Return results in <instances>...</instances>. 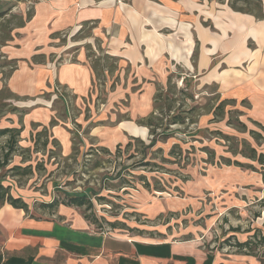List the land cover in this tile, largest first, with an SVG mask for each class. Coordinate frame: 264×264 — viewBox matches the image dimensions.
Here are the masks:
<instances>
[{"label": "rangeland", "instance_id": "obj_1", "mask_svg": "<svg viewBox=\"0 0 264 264\" xmlns=\"http://www.w3.org/2000/svg\"><path fill=\"white\" fill-rule=\"evenodd\" d=\"M0 1L20 13L37 0ZM235 5L245 10L243 1ZM81 27L48 37L35 51L43 54L41 90L28 95L11 93L7 85L0 90V126H17L20 118L25 124L8 163L0 167L2 184L34 213L50 215L46 210L53 209L43 203L84 196V205L68 207L96 229L157 241L192 239L227 254L249 252L236 244L257 230L264 234V181L258 162L232 150L242 148L245 139L264 153V129L254 123L253 104L216 92L202 80L195 68V39L187 57L190 67L168 55L173 74L160 81L150 68L138 74L119 59L102 58L95 41L86 37L89 26ZM172 37L181 51L184 38ZM3 61H11L6 72L17 63ZM71 61L92 76L80 95L74 83L58 79ZM177 114L184 123L168 124ZM148 116L158 119L153 135L145 125ZM120 121L128 125L123 128ZM132 127L139 128L133 133L139 137H131L126 148ZM8 137H0V166ZM104 146L109 153L100 150ZM221 156L243 166L227 165ZM15 164L22 169H12ZM250 253L264 255V247Z\"/></svg>", "mask_w": 264, "mask_h": 264}, {"label": "crops", "instance_id": "obj_2", "mask_svg": "<svg viewBox=\"0 0 264 264\" xmlns=\"http://www.w3.org/2000/svg\"><path fill=\"white\" fill-rule=\"evenodd\" d=\"M230 1L37 0L32 9L20 13L0 1L3 10L21 17L11 20L4 34L0 28V42L4 41L0 44V90L37 93L46 75L38 65L43 54L35 51L48 37L57 38L70 28L76 33L88 25L91 30L86 37L95 41L93 46L102 58L119 59L138 74L150 68L160 81L173 74L166 63L168 55L190 67L187 57L195 39V68L202 80L212 83L216 92L228 91L232 98L250 101L251 116L264 123V0L250 12L234 8L242 0ZM172 35L184 38L181 51ZM5 58L17 62L8 72L4 67L11 61ZM72 62L59 70L58 79L74 83L73 91L80 95L92 76ZM18 124L0 129L22 128V132V118ZM119 125L124 128L128 122ZM136 128L132 127V134L127 132L128 141L139 137L133 134ZM23 201L27 210L0 204V264H264V255L227 254L205 249L197 240L157 241L99 230L66 205L45 209L50 215H44L34 213Z\"/></svg>", "mask_w": 264, "mask_h": 264}, {"label": "trees", "instance_id": "obj_3", "mask_svg": "<svg viewBox=\"0 0 264 264\" xmlns=\"http://www.w3.org/2000/svg\"><path fill=\"white\" fill-rule=\"evenodd\" d=\"M242 1L244 2L245 6H246L245 11H247V12L252 11L253 8L260 7V1L259 0H242ZM233 6L235 8L236 5L233 4ZM9 9L3 10L2 6H0V22H1L0 28H1L2 34H4V31L6 32L8 30L9 22H11V20L16 19V18H18V19L21 18V17H18V15L10 14ZM240 10H243V9H240ZM6 15L9 17H6ZM19 23L22 24V22H19ZM3 42L4 41H1L0 44H2ZM171 107H172L171 104H168V109ZM155 121H158V119H155V118L153 119V117H149L147 119V123L145 125L149 128V135H153L155 133V126L157 125V122L155 123ZM183 123H184V118L178 114L172 116L168 122V124H183ZM254 123L256 125L260 126L262 129H264V125L260 124L259 122L255 121V120H254ZM239 125H241L242 128L245 127L244 124L240 123ZM158 127L161 128L160 125ZM21 129L22 128H2V129H0V137L9 135V137L5 141V143H6L5 147L4 146L2 147V150H4L6 148L7 151L4 152L2 155L3 159H2L0 167H4L8 163L9 154H11V152H13L17 146L18 137L20 135ZM251 133L254 134L256 138H260V136H261L260 132H255V131L251 130ZM223 138H225L227 141H230V140L234 141L235 140V138L227 136V135H223ZM138 142L143 143L142 140H138ZM241 142L243 143L244 146H242V148H240L239 150H237L236 148L233 149L232 154L236 155V154L240 153L242 156L250 158L251 160L258 162L260 167H261L260 170H261L263 181H264V153L258 152L256 150V148L251 146L250 143H248V141L246 142L245 139H242ZM152 145H153V142L151 141L149 146H152ZM130 146H131V142L129 141L126 144V148H129ZM118 147H120V145H118ZM118 147H117V149H120ZM100 150L109 153V150L107 148H101ZM208 152L213 153V151H210V150H208ZM211 156H212V154H211ZM220 160L227 165L235 164L238 166H243V163H241L239 161H236V160L231 161L229 158H224L222 156L220 157ZM252 168H253V166H252ZM12 169H15V171H16V170H20L22 168H21V166L15 164V166H13ZM23 169L25 171H27L29 168L23 167ZM85 199L86 198H84V196L76 197V196H68L67 195L66 200L60 201L58 199H55V200H52L50 203H43V207L50 208V209H56L60 204H63L66 206H72V205L82 206L86 203ZM4 202L11 204L13 207L22 208V209L27 210V204L21 198L13 197L10 194L8 188L5 187L2 184V182L0 181V204H2ZM87 220H90V219L88 218ZM236 245L240 251H242L243 249H247V250H249L248 253H250L251 250H253V248H256L257 246L264 247V234H262L260 232V230H257V232L255 234L251 235V237L248 240H246L244 242H239Z\"/></svg>", "mask_w": 264, "mask_h": 264}]
</instances>
